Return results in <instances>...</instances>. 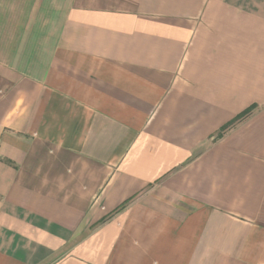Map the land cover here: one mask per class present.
Returning <instances> with one entry per match:
<instances>
[{"label": "crops", "instance_id": "0c3cea01", "mask_svg": "<svg viewBox=\"0 0 264 264\" xmlns=\"http://www.w3.org/2000/svg\"><path fill=\"white\" fill-rule=\"evenodd\" d=\"M0 264H264V0H0Z\"/></svg>", "mask_w": 264, "mask_h": 264}, {"label": "trees", "instance_id": "16d2710c", "mask_svg": "<svg viewBox=\"0 0 264 264\" xmlns=\"http://www.w3.org/2000/svg\"><path fill=\"white\" fill-rule=\"evenodd\" d=\"M253 108L248 109L247 111H245L244 113L238 115L233 121H231L230 123H228L226 126H224L219 133L216 136V139H219L222 137L223 133L228 130L233 124H235L237 121H239L240 119H242L243 117H245ZM123 208V206H122Z\"/></svg>", "mask_w": 264, "mask_h": 264}]
</instances>
